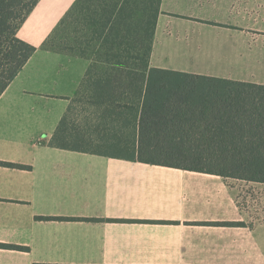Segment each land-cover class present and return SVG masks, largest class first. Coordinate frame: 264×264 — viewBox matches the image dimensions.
I'll return each instance as SVG.
<instances>
[{
	"label": "crops",
	"instance_id": "1",
	"mask_svg": "<svg viewBox=\"0 0 264 264\" xmlns=\"http://www.w3.org/2000/svg\"><path fill=\"white\" fill-rule=\"evenodd\" d=\"M76 1L18 31L38 50L0 98V162L23 166L0 165V264H264L227 179L52 145L90 61L43 45ZM150 64L264 86V0H162Z\"/></svg>",
	"mask_w": 264,
	"mask_h": 264
},
{
	"label": "trees",
	"instance_id": "2",
	"mask_svg": "<svg viewBox=\"0 0 264 264\" xmlns=\"http://www.w3.org/2000/svg\"><path fill=\"white\" fill-rule=\"evenodd\" d=\"M38 2L0 0V98L38 50L18 37ZM161 2H75L43 48L72 29L62 52L90 61L95 119L79 127L67 114L52 145L264 184V86L152 69Z\"/></svg>",
	"mask_w": 264,
	"mask_h": 264
},
{
	"label": "rangeland",
	"instance_id": "3",
	"mask_svg": "<svg viewBox=\"0 0 264 264\" xmlns=\"http://www.w3.org/2000/svg\"><path fill=\"white\" fill-rule=\"evenodd\" d=\"M72 29L63 28L59 30L53 39L48 43L46 49L58 52L65 51L69 47L68 41H73ZM68 52V51H66ZM91 94L88 92L87 85L81 86L80 91L74 99L73 107L69 111V121L73 124L84 127L85 123L92 124L95 119L96 109L90 102ZM236 185L238 199L241 208L246 212L245 223L250 226L264 223V189L258 188L261 183L246 182L235 179H227Z\"/></svg>",
	"mask_w": 264,
	"mask_h": 264
}]
</instances>
